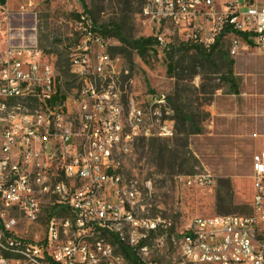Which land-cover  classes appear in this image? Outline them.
Here are the masks:
<instances>
[{
    "label": "built area",
    "instance_id": "2783aa9c",
    "mask_svg": "<svg viewBox=\"0 0 264 264\" xmlns=\"http://www.w3.org/2000/svg\"><path fill=\"white\" fill-rule=\"evenodd\" d=\"M251 5L143 0V14L208 50L228 25L232 55L264 53V11H246ZM78 32L69 67L79 84L68 92L61 84L58 92L59 75L37 46L0 49V264H264V149L253 156L249 214L197 215L186 227L150 215L115 155L135 140L173 138L175 109L165 93L124 96L114 87L122 69L110 38L84 17ZM157 40L164 44V34ZM192 182L214 185L210 174ZM144 188L151 193V182ZM42 219L43 236H29L26 228Z\"/></svg>",
    "mask_w": 264,
    "mask_h": 264
},
{
    "label": "rangeland",
    "instance_id": "374dc122",
    "mask_svg": "<svg viewBox=\"0 0 264 264\" xmlns=\"http://www.w3.org/2000/svg\"><path fill=\"white\" fill-rule=\"evenodd\" d=\"M30 1L31 11L21 13ZM259 5L264 8V0ZM4 8L0 49L37 46L55 67L64 92L79 84L69 64L84 17L111 31V54L121 58L117 90L124 96L159 92L169 97L176 112L175 136L135 140L128 151L115 155L123 178L138 182L150 215L186 227L197 215L251 212L252 161L264 139V53L249 47L232 55L229 37L211 55L200 53L181 40L173 25L151 23L143 14V0H9ZM160 34L164 44L157 40ZM149 38L154 43L143 52L134 47L135 41ZM231 60L238 93L227 82ZM206 174L214 185H188V179ZM147 182L151 193L144 188ZM45 228L42 219L26 229L31 237H42Z\"/></svg>",
    "mask_w": 264,
    "mask_h": 264
},
{
    "label": "trees",
    "instance_id": "16d2710c",
    "mask_svg": "<svg viewBox=\"0 0 264 264\" xmlns=\"http://www.w3.org/2000/svg\"><path fill=\"white\" fill-rule=\"evenodd\" d=\"M0 2L2 3V4H5L6 2H5V0H0ZM100 29V28H99ZM100 31L106 36V37H108V35L110 34V30H108V29H100ZM118 34H119V36H120V32H117ZM231 33V28H230V26H228V25H226L223 29H222V31H221V33L219 34V36H218V38H217V40H216V43H215V45L211 48V49H205L204 47H202L201 45H198V44H195V43H191V42H188L187 44H189L190 46H191V48L192 49H194V50H196V51H198V52H200V53H207L208 55H211L214 51H215V49L218 47V45H219V43L222 41V39L223 38H225V37H229V34ZM236 36L238 37V38H240L242 41H244V42H246V43H248V44H252V41L251 40H249V38H248V34L247 33H243V32H237L236 33ZM120 38L122 39V40H124V38L123 37H121L120 36ZM157 42V41H156ZM153 43H154V40L153 39H151V38H149V39H142V40H138V41H135L134 43H133V45H134V47L138 50V51H140V52H143V50L146 48V47H148V46H152L153 45ZM233 64H234V61H230V67H229V70H228V79H227V82L230 84V86H231V89H232V91L234 92V93H238V87H237V83H236V80H235V77H234V74H233V69H232V67H233ZM59 77H58V81H59ZM59 89H60V85L58 86V92H59ZM58 98V96L55 98V99H57ZM54 99V100H55ZM121 248H122V251L124 252V254L128 257V258H130V259H132V257H131V252L129 251V249L127 248V247H125L124 245H121ZM134 262H135V264H138L137 263V259H132Z\"/></svg>",
    "mask_w": 264,
    "mask_h": 264
},
{
    "label": "crops",
    "instance_id": "0c3cea01",
    "mask_svg": "<svg viewBox=\"0 0 264 264\" xmlns=\"http://www.w3.org/2000/svg\"><path fill=\"white\" fill-rule=\"evenodd\" d=\"M8 1L9 0H5V2H8ZM251 3H252L251 6L245 8L246 11H264V8H261L260 5H259V0H251ZM261 149H264V139H263V145H262Z\"/></svg>",
    "mask_w": 264,
    "mask_h": 264
}]
</instances>
